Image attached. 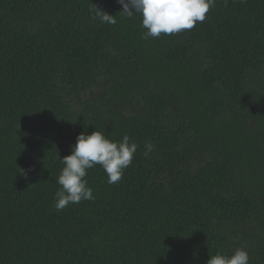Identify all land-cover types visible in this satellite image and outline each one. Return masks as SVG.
Here are the masks:
<instances>
[{"label": "trees", "instance_id": "trees-1", "mask_svg": "<svg viewBox=\"0 0 264 264\" xmlns=\"http://www.w3.org/2000/svg\"><path fill=\"white\" fill-rule=\"evenodd\" d=\"M122 11L0 0V264H264V0L149 39ZM96 130L133 162L112 185L89 169L94 200L57 211L59 158Z\"/></svg>", "mask_w": 264, "mask_h": 264}, {"label": "clouds", "instance_id": "clouds-1", "mask_svg": "<svg viewBox=\"0 0 264 264\" xmlns=\"http://www.w3.org/2000/svg\"><path fill=\"white\" fill-rule=\"evenodd\" d=\"M128 18L141 17L143 38H159L161 34L173 35L193 29L197 22H203L206 14L215 7V0H118ZM227 2V0H225ZM96 8V7H95ZM93 19L101 23L116 24V18L96 8ZM138 145L130 143L125 135L121 141H112L104 133L93 131L79 134L71 146V154L59 158L63 165L56 183L60 185L54 195V207L62 211L69 204L94 200L92 188L85 177L88 170L99 165L108 177V184L119 183L125 169L131 166ZM151 141L144 145L143 155L147 158L154 151ZM250 257L243 248H237L232 255L220 253L210 256L207 264H249Z\"/></svg>", "mask_w": 264, "mask_h": 264}]
</instances>
